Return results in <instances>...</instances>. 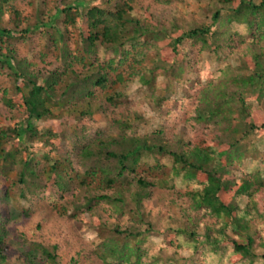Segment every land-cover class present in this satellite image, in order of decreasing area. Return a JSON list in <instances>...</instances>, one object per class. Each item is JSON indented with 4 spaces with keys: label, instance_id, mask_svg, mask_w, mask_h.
<instances>
[{
    "label": "trees",
    "instance_id": "1",
    "mask_svg": "<svg viewBox=\"0 0 264 264\" xmlns=\"http://www.w3.org/2000/svg\"><path fill=\"white\" fill-rule=\"evenodd\" d=\"M21 1L0 0V264H264V176L242 171L264 169V0H208L193 21L172 10L185 0H55L53 15L27 0L28 16ZM39 31L43 67L18 49ZM221 52L236 66L191 91L185 121L134 131V82L153 94L158 77L183 83L195 57ZM96 114L117 134L94 128ZM64 115L74 129L39 132ZM180 176L190 189L170 190ZM167 231L171 253L149 243Z\"/></svg>",
    "mask_w": 264,
    "mask_h": 264
},
{
    "label": "rangeland",
    "instance_id": "2",
    "mask_svg": "<svg viewBox=\"0 0 264 264\" xmlns=\"http://www.w3.org/2000/svg\"><path fill=\"white\" fill-rule=\"evenodd\" d=\"M24 2H19L20 8L23 11V14L28 16L31 13H33V6H28L26 3L27 0H23ZM48 2H44V4L41 5V7L44 9V11H50L53 15L56 8H62L59 7V2L55 0H46ZM208 0H202L201 2H198L197 0H185L182 4H175L172 7V10H176L175 14H177L178 18H184L188 21L200 20L201 13L199 12V7L201 5H204ZM96 5H100L99 0L96 2H92L88 4V7H93ZM48 16L47 14H45ZM30 17V16H29ZM4 21H7V17H3ZM32 21H34L32 19ZM25 24L22 26L24 27ZM50 32V29H48ZM47 30V31H48ZM70 47L72 48L73 45L70 42ZM30 50H29V48ZM46 43L44 40V36L40 34V31L35 33L33 36L32 41L26 40L22 46H18L19 54L27 55L30 54L32 58H35L34 60L36 62H39L41 64V67H43L44 64L40 62V56L41 53L45 52ZM195 54V53H193ZM45 55V54H44ZM193 57V56H192ZM195 57V55H194ZM53 57L50 55L46 56L45 62H53ZM193 59V58H190ZM196 59V60H195ZM193 60L194 63L197 66H194L192 69V72L187 74L186 80L183 83L178 82H170L168 79L164 77H158L156 80V88L151 93L150 90H148L145 86L141 84L140 81H136L132 84V86L129 89L128 96L129 101H131L133 104V113L136 116H139L142 118L139 122L136 121L134 125V131L137 133H145V132H152L157 130L161 124H164L167 120H171L174 117L178 119V117H181L183 119L182 121H185L186 115H190L192 111V105L190 106V99L192 97L191 91H195L197 87L205 86L208 84L211 80L216 79L219 74L220 70L225 67L227 64H231L232 66H236V61L234 57L229 58L226 57V54L224 52H221L220 54H202L199 57H195ZM5 78V74H4ZM6 80V79H5ZM3 79V81H5ZM2 87L0 86V95L2 94ZM191 96V97H190ZM156 98H161L162 106L157 105ZM192 104V103H191ZM264 107V104H263ZM50 110L57 114L60 110V108L56 107H50ZM125 112L120 106L117 109L118 113ZM6 115V111L4 108H2V105L0 104V120L2 118V115ZM185 114V115H182ZM118 117V116H116ZM132 117V116H131ZM68 117L66 115L63 116V118H58L55 120H52L50 122H40L39 123V132L43 133L46 130L55 128L56 124L59 123L61 126L64 125L65 121H69V125L71 129L75 128V123L71 119H67ZM109 118H113V116H109ZM95 127L94 128H101L104 131L108 132L109 134H117V131L114 129H110L109 127V120H107V117H103L100 114L95 115ZM2 121H4V118H2ZM14 122H11V125ZM185 132V135L190 136L191 130H187L184 128V126L179 124L177 128V133ZM257 146L264 150V137H258ZM70 148L69 142L63 143L60 147V153H63L67 151ZM34 158L37 163V169L42 168L43 161L42 156L44 154V150L42 147H39V145L35 146V149L33 150ZM255 170H259L261 174L264 176V169L260 167L255 161L248 160L242 169L245 173H251ZM241 171L237 172V175H241ZM14 178V173H11L9 175V179L12 180ZM10 181L6 182L5 187H8V184ZM173 187V188H172ZM187 189H190L188 186L187 181L182 177H178L171 183V189L172 191H185ZM172 191L165 190V196H168ZM164 193V191H163ZM247 202V199L241 198L239 203L241 207H244ZM23 205L25 209H27L30 206V203L23 202ZM156 205V202H155ZM174 212V211H173ZM173 216L175 213H172ZM171 232L167 231L164 235H157L154 234L150 240L149 243L156 247H164L167 249L169 253L173 252V247L168 244V241L166 240L167 235H169ZM80 235L85 240V242L91 243L92 246H94L98 242L97 234L92 228L91 225H84L80 227ZM177 252L183 256V257H190L189 259H194L197 261V257H193V253L189 250H177Z\"/></svg>",
    "mask_w": 264,
    "mask_h": 264
}]
</instances>
